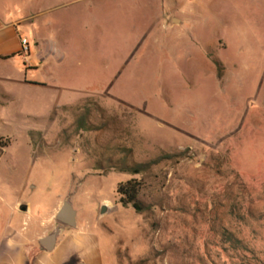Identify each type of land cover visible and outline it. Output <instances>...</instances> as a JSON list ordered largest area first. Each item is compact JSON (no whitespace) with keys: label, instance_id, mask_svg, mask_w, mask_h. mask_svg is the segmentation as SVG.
Returning <instances> with one entry per match:
<instances>
[{"label":"rangeland","instance_id":"374dc122","mask_svg":"<svg viewBox=\"0 0 264 264\" xmlns=\"http://www.w3.org/2000/svg\"><path fill=\"white\" fill-rule=\"evenodd\" d=\"M37 13L28 83L0 81V236L14 214L64 201L106 264H264V0H46ZM84 114L94 131L78 132ZM161 156L174 157L144 176L95 168ZM132 179L147 213L119 202Z\"/></svg>","mask_w":264,"mask_h":264},{"label":"crops","instance_id":"0c3cea01","mask_svg":"<svg viewBox=\"0 0 264 264\" xmlns=\"http://www.w3.org/2000/svg\"><path fill=\"white\" fill-rule=\"evenodd\" d=\"M85 1L72 0V3ZM42 2L46 0H0V81L18 73L28 83L23 68L31 55L28 34ZM182 22L188 23L187 15L184 14ZM24 40L28 42V51L24 49ZM44 43L38 36L37 47L42 49ZM66 205L60 201L53 211L37 220L32 209L26 215L14 214L6 232L0 236V264H106L98 234L89 227L68 226L58 220ZM52 235L56 237L55 246L48 250L42 242Z\"/></svg>","mask_w":264,"mask_h":264},{"label":"trees","instance_id":"16d2710c","mask_svg":"<svg viewBox=\"0 0 264 264\" xmlns=\"http://www.w3.org/2000/svg\"><path fill=\"white\" fill-rule=\"evenodd\" d=\"M95 106V104H94ZM89 114V112H87ZM90 115V114H89ZM87 115H81L80 119L78 120V132H92L94 131L95 127L93 125H89ZM89 117V116H88ZM110 123H107V127H109ZM104 127V126H103ZM8 141L2 137H0V155L2 154L3 150L7 147ZM174 156H161L160 158L146 164H137V165H130L127 163V159H123L122 161L115 162L114 160L109 159L106 163L102 162L101 160L96 163V169H104L106 170H114L122 174L131 175V176H144L151 169L162 163L163 161L172 159ZM102 162L105 166L100 164ZM143 179H132L126 183H121L118 187L117 194L120 198V204L124 208L132 207L137 214H144L147 213L150 209L143 204L140 200V195L143 190Z\"/></svg>","mask_w":264,"mask_h":264},{"label":"water","instance_id":"95a60500","mask_svg":"<svg viewBox=\"0 0 264 264\" xmlns=\"http://www.w3.org/2000/svg\"><path fill=\"white\" fill-rule=\"evenodd\" d=\"M173 22L178 23V22H181V20L174 19ZM21 211L28 212L29 208L27 206H23L21 207ZM106 212H107V207L105 206L102 209V214H105ZM58 220L68 226H75L76 225V213L71 207L64 206L58 214ZM55 239L56 237L54 235L49 236L43 240L42 244L48 250H52L55 246Z\"/></svg>","mask_w":264,"mask_h":264},{"label":"built area","instance_id":"2783aa9c","mask_svg":"<svg viewBox=\"0 0 264 264\" xmlns=\"http://www.w3.org/2000/svg\"><path fill=\"white\" fill-rule=\"evenodd\" d=\"M23 45H24V49H25L26 51H28V42L24 40Z\"/></svg>","mask_w":264,"mask_h":264}]
</instances>
